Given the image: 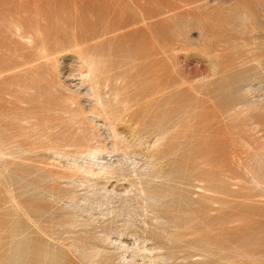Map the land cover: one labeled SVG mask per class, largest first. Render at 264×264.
<instances>
[{
	"label": "rangeland",
	"instance_id": "rangeland-1",
	"mask_svg": "<svg viewBox=\"0 0 264 264\" xmlns=\"http://www.w3.org/2000/svg\"><path fill=\"white\" fill-rule=\"evenodd\" d=\"M0 264H264V0H0Z\"/></svg>",
	"mask_w": 264,
	"mask_h": 264
},
{
	"label": "clouds",
	"instance_id": "clouds-1",
	"mask_svg": "<svg viewBox=\"0 0 264 264\" xmlns=\"http://www.w3.org/2000/svg\"><path fill=\"white\" fill-rule=\"evenodd\" d=\"M76 75L81 80V86H84V83L89 79V74L77 72ZM89 91H90V88H89Z\"/></svg>",
	"mask_w": 264,
	"mask_h": 264
},
{
	"label": "bare ground",
	"instance_id": "bare-ground-1",
	"mask_svg": "<svg viewBox=\"0 0 264 264\" xmlns=\"http://www.w3.org/2000/svg\"><path fill=\"white\" fill-rule=\"evenodd\" d=\"M160 48V47H159ZM81 55V54H80ZM82 56H83V54H82ZM81 58V57H80ZM83 58V57H82ZM79 62V61H78ZM89 68V67H88ZM88 72V71H87ZM91 72V71H90ZM89 73V72H88ZM75 77V76H74ZM94 89V88H93ZM96 96V95H95ZM116 144V143H115ZM94 151V150H93ZM110 153V152H109ZM86 154H88V153H86ZM92 155V154H91ZM92 156H94V155H92ZM91 156V157H92ZM96 158V157H95ZM87 163V162H86ZM89 169V168H88ZM90 170V169H89ZM103 170V169H102ZM91 171V170H90ZM98 171V170H97ZM128 177V176H127ZM125 178V177H124ZM142 178V177H141ZM123 180V179H122ZM133 184V183H132ZM125 187H127V186H125Z\"/></svg>",
	"mask_w": 264,
	"mask_h": 264
}]
</instances>
